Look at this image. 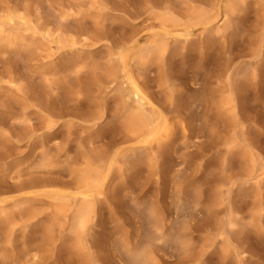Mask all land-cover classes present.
<instances>
[{
	"label": "rangeland",
	"instance_id": "1",
	"mask_svg": "<svg viewBox=\"0 0 264 264\" xmlns=\"http://www.w3.org/2000/svg\"><path fill=\"white\" fill-rule=\"evenodd\" d=\"M231 5L0 0V264H264V0ZM28 6L70 30L60 50L41 31L44 61L10 20ZM95 19L103 40L76 31ZM164 30V55L140 52ZM46 68L60 83L40 99ZM131 81L160 110L151 134L124 108Z\"/></svg>",
	"mask_w": 264,
	"mask_h": 264
},
{
	"label": "bare ground",
	"instance_id": "2",
	"mask_svg": "<svg viewBox=\"0 0 264 264\" xmlns=\"http://www.w3.org/2000/svg\"><path fill=\"white\" fill-rule=\"evenodd\" d=\"M232 1L231 9L235 10L240 7V5L246 1V0H230ZM149 3V9L154 12L156 8V4L158 2L155 1H148ZM81 7V4H79V8ZM36 13V14H35ZM108 14V13H107ZM19 19V25L20 28L23 27L25 30L31 31L29 35L22 34L21 37L25 39L31 38L29 43V59L31 61H44L49 55V53L45 54L44 50H40V46L38 45V40L40 39L41 31L43 29H46L48 32L47 37L52 38V40L49 43V49H54V47L58 48L60 50L62 47L66 44V39H64L65 33L67 31H70L67 29L63 24H59L58 26L51 27V22H42L41 20V12L38 8H35L34 10L32 7L28 6L27 10L23 14L19 15H11L10 20L14 21L15 19ZM196 19L198 23L204 24L209 19V14L205 12V10H199L196 13ZM65 29V30H64ZM57 31H60L58 35H55ZM78 33H94L95 37L99 40H103L106 36V32L104 30L103 22L95 19L92 23H88L87 21L83 22L81 25H79V28L76 30ZM44 38L46 36H43ZM149 44L143 46L140 49V52L143 54H152L157 56H162L165 54V52L168 49L169 43L168 39L170 37V31L164 30L162 32H154L150 34L149 36ZM71 45H75L77 42L72 39ZM138 44H135L133 48H135ZM54 54V52H53ZM120 60L125 63V55H122ZM116 61H119V59L110 58L109 64H110V70H109V76L111 79V83L114 81H117L119 79L118 72H117V65ZM80 61H76L74 65H78ZM125 65V64H124ZM59 70L57 68H46L45 71H43V75L46 80L45 86H43L40 90L35 91L36 97L42 98L43 95L47 94L51 89H53L57 84H59V79H52L51 74L57 73ZM122 97L124 98V108L126 111H129L132 116V123L136 124L137 126H140L144 128L146 134H151L155 130V117L160 112L158 108H156L153 104V102L143 93L142 88L140 85L135 82L131 81V87L125 88L122 94ZM126 98V99H125ZM129 98V100L127 99ZM93 182L91 184L86 185V189L84 192L81 193V197L75 199L76 201H80L79 207L76 206L77 211L79 215L76 217V225L77 226H84L86 223V218L89 215V212L91 208L93 207V204L90 199L89 192L91 191V186L94 184H98L101 175L96 174L92 176ZM76 205V203H75ZM138 257H142V254L138 255Z\"/></svg>",
	"mask_w": 264,
	"mask_h": 264
}]
</instances>
